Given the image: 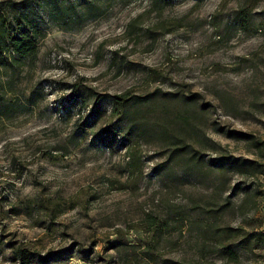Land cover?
Here are the masks:
<instances>
[{"label": "rangeland", "instance_id": "obj_1", "mask_svg": "<svg viewBox=\"0 0 264 264\" xmlns=\"http://www.w3.org/2000/svg\"><path fill=\"white\" fill-rule=\"evenodd\" d=\"M62 1L0 0L37 46L3 72L0 264H264L212 237L264 233V162L229 135L264 140V0Z\"/></svg>", "mask_w": 264, "mask_h": 264}, {"label": "trees", "instance_id": "obj_2", "mask_svg": "<svg viewBox=\"0 0 264 264\" xmlns=\"http://www.w3.org/2000/svg\"><path fill=\"white\" fill-rule=\"evenodd\" d=\"M169 0H154V2L160 4H167ZM95 4L88 1V7H94ZM51 12L55 13V17L59 20L69 19L75 8L66 6L62 0H51L50 3ZM243 13V11H242ZM240 19H242L240 17ZM244 21L247 20V15H244ZM20 24H14L11 20H8L0 12V100L8 94L12 89L10 82H6L3 78V72L5 69L13 68L15 65L21 67L24 60L29 59L33 61L37 57V46L33 35L29 30L21 28ZM116 104L128 107L129 103L123 99V96L116 97ZM128 102V103H127ZM230 136L237 137L236 135H243L248 137V141L251 142L253 148L256 150L258 156L264 162V140L250 137L243 133L231 132ZM130 165L133 170L137 169L139 159L132 154L130 156ZM235 167L238 168L242 176H255L253 173H249L251 167H247L245 164L240 163L237 160L232 162ZM250 164H255V160H249ZM261 170L264 171V164L260 165ZM262 173V172H261ZM218 236H212L219 249L220 254L230 262H239V251L249 252L255 255V251L258 249H264V233L254 232L248 233L243 228L218 227ZM256 256V255H255ZM15 262L18 264H36L33 254L26 249H17L14 252ZM63 259V258H60ZM54 258L47 257L42 258V264H48Z\"/></svg>", "mask_w": 264, "mask_h": 264}]
</instances>
